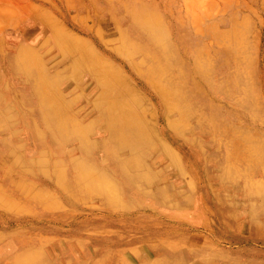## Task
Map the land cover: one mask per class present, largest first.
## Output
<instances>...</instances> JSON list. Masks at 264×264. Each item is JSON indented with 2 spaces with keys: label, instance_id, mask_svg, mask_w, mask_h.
Segmentation results:
<instances>
[{
  "label": "rangeland",
  "instance_id": "obj_1",
  "mask_svg": "<svg viewBox=\"0 0 264 264\" xmlns=\"http://www.w3.org/2000/svg\"><path fill=\"white\" fill-rule=\"evenodd\" d=\"M25 49L65 129L34 145L1 86L38 98L1 60L0 264H34L28 236L50 264H264V0H0L1 53ZM79 138L89 157L58 155Z\"/></svg>",
  "mask_w": 264,
  "mask_h": 264
},
{
  "label": "bare ground",
  "instance_id": "obj_2",
  "mask_svg": "<svg viewBox=\"0 0 264 264\" xmlns=\"http://www.w3.org/2000/svg\"><path fill=\"white\" fill-rule=\"evenodd\" d=\"M53 29H54L53 33H54V35H56V36H54L55 38L57 36H61V35L65 34L64 31L60 27L55 25V24L53 26ZM12 56H13L12 53H9V52L1 53V51H0V61L1 60L6 61L10 65L8 67V69H10L9 72L5 71L3 73V75L8 73L7 75L9 77V79H11V78H22V79H24L26 84H28L30 88L25 90V91H23V92L27 96H30V97L32 95L33 96L35 95L38 98V103H37L38 106L33 105L34 102L31 99H30V103L31 104H25V101L23 99H19L18 96H17V93L19 92V90L11 87L10 84L3 85L1 87H4L5 89H7V92H6L7 94H12V92L14 93V94H12L13 95V100H11V102H13L15 104L14 107L16 108V110L18 112V116H19L18 120L19 121L18 120L17 121L23 126L24 130H27V133L30 136L29 139L36 141L34 143V145L40 147V145H44V144L42 143V141L40 140V138L38 136L39 130H46V133H47L48 137L50 138L49 134L51 136H53V132H52L53 130H57V129L58 130H62L61 128L64 127V124L62 123V120H64L65 118L61 119L62 116H59V113H56L54 108L50 107L47 104L46 100L43 98V95L41 93V89H38V91H37V88H35V86H32L30 80L31 81H33V80L36 81V80H35L34 74L32 73V68H29V69L27 68V61L31 62L29 51L26 50V49L20 51L19 54L17 55V58L11 62ZM17 70L24 72L23 73L24 75L23 74H19ZM1 87H0V89H1ZM170 97H171L170 92L169 93L168 92H163V95H162L163 101H161V99L159 100V101H161L160 104L162 105V108L165 107V109H167L168 111H178V112H179V109H180L183 112V107L181 108L180 105L178 107L177 102L169 101ZM5 101H8V100L6 98H3V100L0 101L1 102L0 106L4 107L3 104H4ZM163 104H164V106H163ZM6 122L8 123L7 127L11 129V126L13 125L14 120L9 119ZM99 125L102 126V124H99ZM72 126H73V128L71 130H78L77 132L79 134H81L80 131L83 130V129H81L79 127V124H73ZM8 128H5V129H8ZM103 128L110 129V130H118L117 128H113V127L105 126V125H104ZM5 129H3V130H5ZM64 129H65V127H64ZM66 130H68V129L66 128ZM98 130L100 131L102 129L99 128ZM130 134H132V135L129 137L128 142L127 143L119 142L118 143L119 146L116 145L117 149L121 150L124 147L132 148L130 145H135V141H136V138H137V133L132 130V131H130ZM112 145H114V144H112ZM91 147L94 148V146H90L89 145L88 139L79 138L77 140L72 141L69 146L66 147L64 145V146L61 147V149L59 148L60 153H58V155L59 156H63V155L66 156V154L68 155V153H69V154H76V155H78L81 158L82 157H89L90 156L89 151L91 149L94 150ZM102 147H104V145ZM164 148L166 150H168V152H169L168 153L169 154L168 158L170 160H173V157H174L173 153H175V152H173L172 150H171L172 151L171 152L167 148V146H165ZM99 157H100L99 161L102 164H105V163H107V161H114L117 158V155H116L115 152H113L108 157H104L103 155H100ZM132 164H133V166L131 168L134 169L135 171H137L140 167L143 166V163L140 160H139V162H132ZM122 177H123L124 180H127L126 179L127 176L125 174H123ZM151 183H153V182H151ZM252 187H254L253 183L248 181V188H252ZM255 188H256V186H255ZM215 197L218 198V194H215ZM217 200H216V202H217L218 210L220 211L219 214L221 216V217L220 216L219 217L224 220V222L226 223V226L229 225L231 228H233V226L238 225L239 224L238 221L243 217L242 216L243 214L242 213H238V212H230V211L224 212L221 209L223 207V205H224V202L223 201L218 202L219 200L218 201ZM228 208H230V207H228ZM224 210H226V206L224 207ZM255 227L257 228V230H255V232H260L264 236V234H263L264 231L258 228L259 224H257ZM36 239H37V241H36ZM38 239H39V237L34 238V237H30V236H28V239L26 238V241L27 240L28 241L27 242L25 241L26 242L25 243V247L32 254V256L30 258L32 259L34 264H50V261L52 260L51 258L49 260L50 254H49V256L45 255V253H44V251L42 249L44 243L48 242V240L41 239V243H40V240H38ZM33 240L36 241V242L34 244H31ZM52 248L54 249L55 247H53V245H52ZM69 248H71V245L68 243L67 246L65 247V249L68 251ZM11 249H12L11 245L9 243H6L5 246H4V252H3L2 249H0V260L3 258V254L7 253ZM47 250H49V248H47ZM212 252L215 255H217V256H219V254H222V252L218 251V250H212ZM206 258H207V256H206ZM14 264H31V262L30 261L28 262L26 259L23 260L21 258V255H18L14 259ZM101 264H108V261H105V262H103Z\"/></svg>",
  "mask_w": 264,
  "mask_h": 264
}]
</instances>
